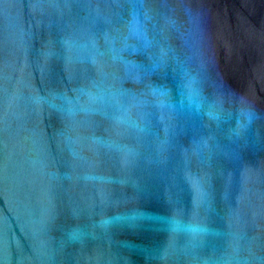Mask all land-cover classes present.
<instances>
[{"label": "water", "instance_id": "95a60500", "mask_svg": "<svg viewBox=\"0 0 264 264\" xmlns=\"http://www.w3.org/2000/svg\"><path fill=\"white\" fill-rule=\"evenodd\" d=\"M0 264H264V0H0Z\"/></svg>", "mask_w": 264, "mask_h": 264}]
</instances>
